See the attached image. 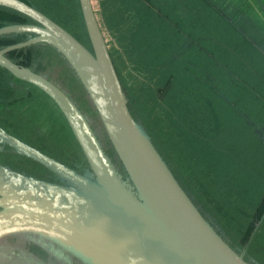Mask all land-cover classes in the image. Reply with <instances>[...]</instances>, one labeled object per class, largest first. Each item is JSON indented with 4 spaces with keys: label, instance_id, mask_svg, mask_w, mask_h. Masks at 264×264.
I'll use <instances>...</instances> for the list:
<instances>
[{
    "label": "water",
    "instance_id": "obj_1",
    "mask_svg": "<svg viewBox=\"0 0 264 264\" xmlns=\"http://www.w3.org/2000/svg\"><path fill=\"white\" fill-rule=\"evenodd\" d=\"M78 4L90 48L34 6L22 0H0V6L34 21L0 27V34L27 33L25 40L0 49V67L49 97L82 157L76 169L0 129V142L38 162L62 182L0 165V238L39 234L89 264H250L203 218L134 122L92 1L78 0ZM34 43L51 45L73 70L125 178L75 100L42 72L5 55Z\"/></svg>",
    "mask_w": 264,
    "mask_h": 264
},
{
    "label": "trees",
    "instance_id": "obj_2",
    "mask_svg": "<svg viewBox=\"0 0 264 264\" xmlns=\"http://www.w3.org/2000/svg\"><path fill=\"white\" fill-rule=\"evenodd\" d=\"M22 1L37 9L39 8L42 12L44 11L31 0ZM91 1L130 115L147 136L179 185L184 189L174 167L181 172L182 176L191 177L196 181L202 176L209 178L211 175L218 181L216 190L220 197L221 195L231 196L229 195L232 192L231 187L238 186L240 196L243 199L245 197L243 186L246 185V179L242 180L239 175L238 165L240 162L236 156L238 149H230L228 145L224 144L223 139H227L229 142H245V139L248 138H246L247 136H240L241 131L248 134L247 129L250 127L252 132H256L253 124L257 120L264 122V114L236 112L229 107V99L214 89H207L201 93L200 89H204L207 83L202 80V76L197 78L193 75L205 74L207 76L209 75L208 69L207 72H202L201 68L197 70L186 63L187 61L193 62L191 56L194 50H198L200 47L208 48L209 54L219 63L214 74L221 79L220 70L226 67L234 75L226 74L229 75L227 79L231 81L228 92L235 93V91L241 92L248 89V87L242 88V85L238 84L245 77V83L250 86L249 77L252 76L250 75L252 66L242 63L240 59L247 56V50L242 48L240 44L238 45V41H242L238 33L241 23L244 20L249 22L244 15L247 13L254 15L260 11H253L248 7L247 2L243 4L240 0H200L199 3L197 0L200 10H208V6L214 7V24L212 29L206 31L207 24L203 23L202 27L199 26L198 32L190 34L182 33L179 27H176L173 9H166L165 11L162 8L164 5L158 0H137L140 8L143 9L141 11L127 7V2H124L126 0H120L126 20L124 19V23H119L117 28L112 26L114 36L119 44V47L114 44L113 48L103 33L101 13L98 9L100 8V0ZM76 3L77 15L83 24L77 0ZM262 5L264 7V2ZM168 6L172 7V4ZM103 10L106 11L107 8L103 7ZM206 18H209L208 12ZM53 20L60 25H65L57 18H53ZM204 22H206L205 19ZM11 23H34V21L19 12L0 6V27ZM254 24L257 25L256 28L258 29L263 28L262 21ZM138 26L145 27L147 34L151 33L152 46L148 52L145 50L138 56H130L124 44L125 42L131 43L132 35L136 33ZM63 27L67 28L66 26ZM120 29L125 31L124 40H120L118 32L116 33V30ZM82 30L83 35L77 37L90 48L85 28L83 27ZM261 33H263L262 30H260ZM26 36V32L0 34V44L7 45L23 41ZM244 36L250 41L246 35ZM263 42L264 40L261 41V43ZM43 46H45L44 43L30 44L12 49L7 52L6 56L22 65L30 66L36 72H41L35 64L40 65ZM118 54L121 55L122 60L119 59ZM194 56L198 55L194 54ZM62 60L65 61L63 58ZM188 67L192 68L189 70L192 75L187 70ZM148 72L151 75L150 79L147 80ZM207 93H210V97ZM135 110H137L140 118L136 116ZM216 113H221V116L217 117ZM248 114L253 115V117L250 118ZM202 118L205 119L204 123H201L202 126L192 124V122ZM228 122L235 129H229ZM237 128L238 132L232 133ZM249 136L251 139V142L248 139L249 147H252L251 143H255L257 140L254 134ZM165 152L170 155V159H165ZM184 191L203 218L224 239L218 225L205 218L202 207L196 204L186 189ZM200 200L202 202L201 198ZM215 200L218 198L215 197ZM237 200H235L234 205H236ZM253 205L254 208L247 222V229L245 228L247 232L252 231L251 237L260 231L264 232V189L260 197L253 202ZM205 208L207 207L205 206ZM234 211L238 215L239 208L236 206ZM220 214L224 218L228 217L221 212ZM2 239L9 240L10 245L6 248L0 247V264H89L80 256L73 254L64 245L39 234L14 233L5 235ZM1 244L4 242L0 240Z\"/></svg>",
    "mask_w": 264,
    "mask_h": 264
},
{
    "label": "rangeland",
    "instance_id": "obj_3",
    "mask_svg": "<svg viewBox=\"0 0 264 264\" xmlns=\"http://www.w3.org/2000/svg\"><path fill=\"white\" fill-rule=\"evenodd\" d=\"M31 1L42 8L44 10L43 12L50 18L59 19L62 24H65L62 26H66L76 38H78L77 36L80 37L83 35L82 29L84 24H82L80 17L77 15L76 0ZM170 1L172 2L174 0ZM124 2H127V7L131 9L137 11L143 10L140 8L141 6L137 0H126ZM199 2L200 0H198V3ZM103 7H106L107 10L104 11ZM121 7H123V5L120 0H100V8H98L99 13H101L100 19L103 25L104 36L107 37L108 42L113 46V48L114 44L116 47H119V44L114 36V29L112 26L117 28L119 23H124V19L126 20ZM117 32L119 39L124 40L125 31L120 29L116 30V33ZM147 33L148 32L145 30V27L138 26L136 33L132 35L131 43L125 42L124 46L130 56H138L142 53V51L146 50L148 52L150 50V47L152 46V41L150 38L151 33ZM43 47L44 48L41 49L42 54L40 56V65L35 64V66L37 68L39 67V69L45 73L46 77L51 79L53 82L55 81L60 87L66 90L67 93L77 102V105L80 107V109L87 114L88 118L92 122V127L95 129V132L102 143L101 146L104 147L103 150H105V152L110 157L116 170L121 175V178H125V173L123 172L121 165L119 164L112 148L109 145L97 114L93 106L90 104L87 95L82 85L79 83L75 73L70 68V66L62 60V56L58 54V51H56L51 45L45 44ZM199 51H201V54H199ZM194 54L198 55L196 56L198 58H196ZM118 57L120 60H122L120 54H118ZM191 58L193 62L187 61L186 64L197 70H199L198 68H201V70H203L202 72H207L208 69L209 75L207 76L205 74L193 75L197 78L202 76V80L207 83V86L205 84L204 89H200L201 93L207 89H214L217 92H221L229 99V107L236 110V112L242 111L244 113H255V103L263 101V99L245 97L247 89L241 92L235 91V93L228 92L231 87V81L227 79L229 78V75L226 74H232V72L224 67L220 70L222 77L219 79V76L217 77L214 74L216 73L215 68L218 67L219 63L211 54H209L208 48L200 47V49L194 50L192 52ZM200 58L203 59L201 60ZM190 68L191 67H188L187 70L189 71ZM150 75V72H148L146 77L147 80L150 79ZM190 75H192L191 72ZM238 84L240 86L242 85V88L248 87L253 93H264V89L262 92L260 90V86L253 88L250 87L251 85H247L245 83V77L244 80L241 81V83L238 82ZM29 87L33 89L31 96H22L18 103L20 104L19 107L21 108L22 114L19 116L21 118L19 121H17V123L18 126L22 125V130L20 131V134H17V136L24 139H30L29 141L26 140V142L49 157L53 159H61L66 164L74 166L76 169H80V164L76 161H78L77 159L80 160L82 157L78 151L77 145L73 141V137L69 132L63 115L49 99V97H47L42 91L30 85ZM208 97H210V93L208 94ZM262 98L264 97L262 96ZM135 111L136 116L139 117L140 115H138L137 110ZM216 115L217 117H220L221 113H216ZM248 115L250 118L253 117V115ZM204 121L205 119L202 118L192 122V124L202 126L201 123H204ZM228 125L229 129H235L230 122H228ZM253 128L256 130V132H252L250 127H248V134H244L242 131L240 133V136H247L246 138H248L250 142L251 139L249 138V135H255V139L257 141L255 143H251L252 147H249L248 139H245V142L242 141L241 143H237L236 141L229 142V140L223 139L224 144L228 145L230 149H238V154H236V156L240 162L238 165L240 173L239 175L241 176L242 180L244 178L246 179V185L243 186L245 193V197L243 199L242 196H240L238 186L231 187L232 194L229 193L231 196L225 197L221 195L220 197L219 194H217L218 191L216 190L218 181L210 174L209 178L208 176H202L196 181L191 177L186 178L182 176L181 172L178 171L176 167H174V169L177 175L180 177L184 189L189 192L196 204L202 207V213L205 218L210 220L211 223L218 225L219 228H217L221 230L222 236L227 241L229 246L237 253L241 254L243 258L250 264H264V232L260 231L251 237L250 235L252 231L247 232L246 230L247 222L250 219L251 212L254 208L253 202H255L260 197V194L264 189V139H261L264 137V122L257 120L253 124ZM237 130L238 128L235 131H232V133L238 132ZM156 143L159 145L157 140ZM164 156L166 160L170 159V155L166 152ZM21 166L22 168L25 167L22 164L19 167L21 168ZM179 169L181 168L179 167ZM36 173L43 175L40 170L36 171ZM52 181L62 183L55 177ZM215 197H217L218 200H215ZM200 198L202 199V202ZM235 200H237L236 205H234ZM205 206L207 208H205ZM236 206L239 208L238 215H236L234 211ZM219 211L228 217L224 218ZM0 240L1 242H4V244H1L0 247L6 248L10 245L9 240Z\"/></svg>",
    "mask_w": 264,
    "mask_h": 264
},
{
    "label": "crops",
    "instance_id": "obj_4",
    "mask_svg": "<svg viewBox=\"0 0 264 264\" xmlns=\"http://www.w3.org/2000/svg\"><path fill=\"white\" fill-rule=\"evenodd\" d=\"M166 1V2H165ZM243 4L246 2L248 3V7L254 10H259V13L252 14H245V19L249 22L245 21L241 23V28L239 30L240 38L242 41H238V45L247 50V56L244 58H240L242 63L252 66L250 71L249 81L251 83L250 87L255 88L256 86H260V90L263 92L264 89V7L263 2L264 0H240ZM263 1V2H262ZM161 2L164 7V10H172L175 14V22L176 27H179L182 33H196L198 32L199 26H203V23L207 24L206 31L212 29L214 24V10L213 8L208 6V10L198 9L197 0H174V1H167V0H158ZM172 4V7H169V4ZM262 3V4H261ZM168 4V5H167ZM176 4V9L174 10V6ZM167 5V6H166ZM248 11V10H247ZM208 12V17L206 18V13ZM204 19L206 22H204ZM262 21L263 28L258 29L256 28V22ZM260 30L263 33L260 34ZM211 31V30H210ZM246 35L252 44L244 35ZM239 38V37H238ZM264 93L258 94L257 92H252L249 88L247 89L245 97L248 98H255V99H263ZM256 102V101H255ZM255 113H263L264 114V101H260L255 103ZM252 113V112H251Z\"/></svg>",
    "mask_w": 264,
    "mask_h": 264
},
{
    "label": "flooded vegetation",
    "instance_id": "obj_5",
    "mask_svg": "<svg viewBox=\"0 0 264 264\" xmlns=\"http://www.w3.org/2000/svg\"><path fill=\"white\" fill-rule=\"evenodd\" d=\"M12 44H14V43H12ZM8 45H11V44H7V45L0 44V49L6 47ZM9 51H7V52H9ZM7 52L5 53V55L7 54ZM6 57H8V56H6ZM9 59H11V58H9ZM12 61H14V60H12ZM16 63L20 64L19 62H16ZM24 66L30 68V66H27V65H24ZM42 73L45 74L44 72H42ZM54 83L57 86H59L55 81H54ZM29 85H30L29 83H26L24 81H21L15 77H13L5 69L0 67V129L3 130L4 132H6L7 134L13 136L14 138H16V139H18V140H20V141H22L28 145H30V144L28 142H26V140L29 141L30 139H24V138H20L19 136H17V134H20V131L22 130L21 129L22 125L18 126L17 121H19V119L21 118L19 116L22 114L21 108L19 107L20 104H18L20 98L22 96H26V95H28V97H29L33 93L32 92L33 89L30 88ZM30 86H32V85H30ZM60 88L63 89L62 87H60ZM64 92L67 95H69L66 90H64ZM68 129H69V127H68ZM69 132H70V129H69ZM30 146H32V145H30ZM55 159H57V158H55ZM57 160L63 164H66L61 159L60 160L57 159ZM21 164L24 165L25 167L22 168V166H21V168H20L19 166ZM0 165L6 167L8 169H11L15 172L27 175V176L38 177V179H41V180H46V181L54 180V175L52 174L51 171H49L48 169H46L45 167L40 165L38 162H36V161L22 155L21 153L15 151L13 148L8 146L4 142H0ZM39 170L41 171V173H43V175L36 173V171H39ZM51 178H53V179H51Z\"/></svg>",
    "mask_w": 264,
    "mask_h": 264
}]
</instances>
